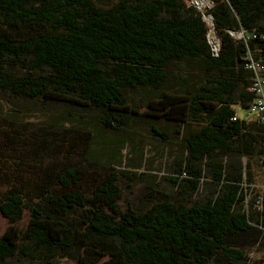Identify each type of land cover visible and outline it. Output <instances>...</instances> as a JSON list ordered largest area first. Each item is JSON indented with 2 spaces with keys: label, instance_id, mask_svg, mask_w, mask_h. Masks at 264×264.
<instances>
[{
  "label": "trees",
  "instance_id": "trees-1",
  "mask_svg": "<svg viewBox=\"0 0 264 264\" xmlns=\"http://www.w3.org/2000/svg\"><path fill=\"white\" fill-rule=\"evenodd\" d=\"M192 4L0 0V103L96 111L91 122L71 120L93 131L90 151L106 168L87 193L72 188L75 166L55 173L58 193L44 183L36 201H24L15 189L3 193L0 262L14 257L52 264L57 256L78 264H247L246 246L253 241L241 236L263 233L264 188L248 212L242 183L250 182L249 160L264 168V124L251 114L250 120L239 117L236 109H247L253 98L246 63L248 54L263 55L264 0H211L204 13ZM202 14L211 16L215 31ZM211 30L216 54L206 40ZM127 92L137 97L129 100ZM140 107L171 122L183 147L171 170L188 175L187 195L208 178L202 198L173 201L162 193L144 207L120 208L118 174L136 173L116 167L123 158L140 167L142 147L126 137L97 139L94 131L120 134L127 120H138ZM150 129L168 142L160 128ZM169 180L179 183L176 175Z\"/></svg>",
  "mask_w": 264,
  "mask_h": 264
},
{
  "label": "rangeland",
  "instance_id": "rangeland-1",
  "mask_svg": "<svg viewBox=\"0 0 264 264\" xmlns=\"http://www.w3.org/2000/svg\"><path fill=\"white\" fill-rule=\"evenodd\" d=\"M101 7H108L116 0H93ZM210 6V5H209ZM209 8V7H208ZM200 11V10H199ZM211 38V34H210ZM220 45V44H219ZM150 98L149 93L144 94ZM129 100L135 99V93L127 92ZM140 117L133 123L126 121L120 134L99 130L94 134L97 139L108 140L116 137H126L133 140L138 147H142L143 159L140 167L127 166V159L123 158L118 169L135 171V177L126 173L118 174V186L121 197L118 204L121 209L127 206L141 208L150 202L161 199L166 194L174 201L184 202L189 199H199L207 192L204 179L200 181L198 191L187 195L183 193L188 178L186 173L172 172L175 166V154L183 147L179 136L173 133L171 122L163 117L152 115L155 110L139 108ZM236 112L249 118L247 109L239 107ZM74 113V115H70ZM156 113V112H155ZM97 112L92 110L73 111L60 107L45 108L38 103L17 100L12 104L0 103V196L9 190L22 193L23 200L32 198L36 201L35 194L39 185L47 184L51 191L58 193L62 188L55 184V173L65 166H75L79 169L77 190L87 193L103 179L106 172L104 166L96 165L98 158L90 151L89 137L93 131L85 129L74 123L71 118L78 116L91 122ZM93 122V121H92ZM150 125L160 128L168 135V142L162 141L158 135L153 134ZM88 131V132H87ZM126 147L122 146L119 153H125ZM163 152V153H161ZM162 156V157H161ZM137 161V156L134 157ZM255 157L249 160L250 182L243 181L246 186V195L242 203V210L252 211L257 208L254 203L256 196L264 188V168L255 166ZM244 158H240L243 165ZM176 175L179 183L171 184L169 176ZM149 183L152 185L150 186ZM71 188V189H72ZM253 202V203H252ZM186 204H189L186 202ZM26 213L23 214L22 224L25 223ZM7 225V220L0 214V233ZM243 242L253 241L247 245V264H264V230L263 233L251 231L248 235L241 236ZM52 264H78L71 258H52ZM0 264H40L39 262L19 261L8 257Z\"/></svg>",
  "mask_w": 264,
  "mask_h": 264
},
{
  "label": "built area",
  "instance_id": "built-area-1",
  "mask_svg": "<svg viewBox=\"0 0 264 264\" xmlns=\"http://www.w3.org/2000/svg\"><path fill=\"white\" fill-rule=\"evenodd\" d=\"M243 33V31H238L236 37L244 39ZM262 38L264 39V35H262ZM247 59L246 67L252 72L249 90L253 94L252 101L247 109L249 114L253 115L264 124V50L262 57L253 59L248 54Z\"/></svg>",
  "mask_w": 264,
  "mask_h": 264
},
{
  "label": "bare ground",
  "instance_id": "bare-ground-1",
  "mask_svg": "<svg viewBox=\"0 0 264 264\" xmlns=\"http://www.w3.org/2000/svg\"><path fill=\"white\" fill-rule=\"evenodd\" d=\"M190 1H191V3H193L192 5H194L200 11H202V9L206 10V9H208V7L211 6V0H190ZM204 11L202 13H204ZM204 19L207 21L208 24H210L212 26V20L208 16L204 15ZM211 28L214 30L213 26ZM210 34H211V38H210V36L207 35V39H209L208 41L210 42L211 46L213 48L217 49L215 36H214L212 30L210 31Z\"/></svg>",
  "mask_w": 264,
  "mask_h": 264
},
{
  "label": "water",
  "instance_id": "water-1",
  "mask_svg": "<svg viewBox=\"0 0 264 264\" xmlns=\"http://www.w3.org/2000/svg\"><path fill=\"white\" fill-rule=\"evenodd\" d=\"M195 8H196V7H195ZM204 10H205V9H202L201 12H203ZM207 16L212 20V18H211L210 15H207ZM201 18L204 20V15H203V14L201 15ZM212 23H213V21H212ZM213 28H214V27H213ZM214 31H215V29H214ZM206 40H207V42L209 43V45L211 46L210 42H209L208 39H207V35H206ZM219 44H220V40H219ZM219 46H220V45H219ZM218 48H219V47H218ZM218 48L215 49V48H213V47L211 46L212 52H213L214 54L217 53Z\"/></svg>",
  "mask_w": 264,
  "mask_h": 264
},
{
  "label": "crops",
  "instance_id": "crops-1",
  "mask_svg": "<svg viewBox=\"0 0 264 264\" xmlns=\"http://www.w3.org/2000/svg\"><path fill=\"white\" fill-rule=\"evenodd\" d=\"M237 115H239V117L241 116V118H244L242 115H240V114H238V113H237ZM246 120H250V117L247 118Z\"/></svg>",
  "mask_w": 264,
  "mask_h": 264
}]
</instances>
